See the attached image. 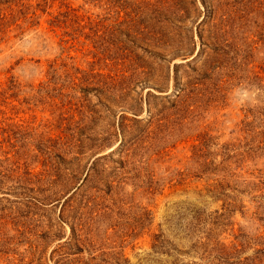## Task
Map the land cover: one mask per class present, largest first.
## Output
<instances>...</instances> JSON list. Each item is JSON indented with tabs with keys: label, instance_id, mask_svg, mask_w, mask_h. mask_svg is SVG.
Returning a JSON list of instances; mask_svg holds the SVG:
<instances>
[{
	"label": "rangeland",
	"instance_id": "1",
	"mask_svg": "<svg viewBox=\"0 0 264 264\" xmlns=\"http://www.w3.org/2000/svg\"><path fill=\"white\" fill-rule=\"evenodd\" d=\"M0 264H264V0H0Z\"/></svg>",
	"mask_w": 264,
	"mask_h": 264
}]
</instances>
